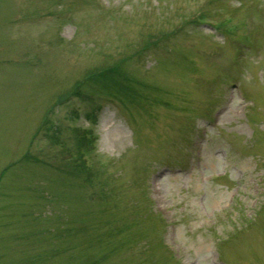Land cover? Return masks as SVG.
I'll return each instance as SVG.
<instances>
[{
    "label": "rangeland",
    "instance_id": "obj_1",
    "mask_svg": "<svg viewBox=\"0 0 264 264\" xmlns=\"http://www.w3.org/2000/svg\"><path fill=\"white\" fill-rule=\"evenodd\" d=\"M0 264H264V0H0Z\"/></svg>",
    "mask_w": 264,
    "mask_h": 264
},
{
    "label": "bare ground",
    "instance_id": "obj_2",
    "mask_svg": "<svg viewBox=\"0 0 264 264\" xmlns=\"http://www.w3.org/2000/svg\"><path fill=\"white\" fill-rule=\"evenodd\" d=\"M218 160H217V158H216V161H214V162H217ZM212 163V162H211ZM220 163V162H219Z\"/></svg>",
    "mask_w": 264,
    "mask_h": 264
}]
</instances>
